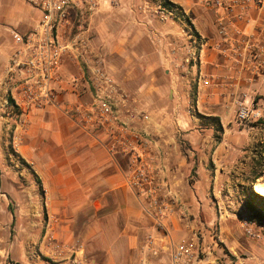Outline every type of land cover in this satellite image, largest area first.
Returning a JSON list of instances; mask_svg holds the SVG:
<instances>
[{
    "label": "crops",
    "instance_id": "crops-1",
    "mask_svg": "<svg viewBox=\"0 0 264 264\" xmlns=\"http://www.w3.org/2000/svg\"><path fill=\"white\" fill-rule=\"evenodd\" d=\"M169 1L184 11L186 24L163 23L133 11L136 1L107 0L83 34L90 52L103 60L127 92L130 108L146 115L136 125L148 134V157L173 208L163 234L127 185L129 157L110 152L103 132L86 129L70 117L68 106L89 105L92 99L82 69L70 57L63 62L62 80L53 86L55 105L30 110L21 126L9 115L4 117L12 33L37 27L42 14L23 0H0L4 16L0 28L9 35H0V168L8 166L1 157L11 144L12 132V145L42 192L39 196L31 188L32 200L11 211L2 197H15V184L2 188L5 179L17 177L18 170L14 163L0 170V264H49L33 253L34 216L44 210L33 201L37 196L45 202L51 235L63 245L79 242L88 264H172L171 247L189 244L200 250L193 231L210 225L218 227L219 240L232 254L242 250L248 254L245 264H264V246L245 238L239 223L247 213L253 217L252 225L263 226L249 208L247 196L252 183L261 179L256 155L248 158L255 167L252 178L246 180L239 172L241 154L257 141L262 143L264 127L241 123L236 117L241 106L264 103V70L254 75L244 53L236 57L230 53L231 45L217 34L214 11L204 4L208 0ZM257 21L258 15L250 10L246 20L234 23L249 35ZM187 25L206 42L199 67L190 74L177 73L170 65V54L179 56L187 46L183 33ZM197 72L201 83L193 87L190 81ZM73 79H77L74 84ZM190 103L192 115L187 111ZM197 114L219 119L222 132L203 124ZM208 157L216 167L213 176L206 171ZM230 167L236 172L228 174ZM210 194L216 200L211 204ZM17 217L24 219V238L9 239ZM149 235L155 238L151 249L146 246ZM205 248L201 246V251ZM38 251L50 254L44 241ZM53 259L55 264L70 263L65 256Z\"/></svg>",
    "mask_w": 264,
    "mask_h": 264
},
{
    "label": "built area",
    "instance_id": "built-area-1",
    "mask_svg": "<svg viewBox=\"0 0 264 264\" xmlns=\"http://www.w3.org/2000/svg\"><path fill=\"white\" fill-rule=\"evenodd\" d=\"M41 12L37 27L25 33H12L13 52L9 59L6 81L10 89L5 99V108L20 117L17 125L26 122L30 110H40L56 104L54 84L59 83L65 58L70 57L82 69L91 93L89 105H71L70 117L86 129L103 132L109 140L112 153L129 157L128 187L142 200L145 212L152 218L158 231L165 234V221L172 215L168 194L162 192L156 168L148 157L150 141L146 131L138 125L146 115L133 111L127 92L108 71L103 60L94 56L86 46L83 34L87 31L92 16L107 0H23ZM133 11L147 14L159 22H182L186 14L169 0H132ZM204 4L214 11L217 34L231 45L230 53L236 57L243 53L250 64V71L257 75L264 70V0H208ZM254 11L258 15L255 29L249 35L235 26V21L246 20V14ZM230 32L233 35H230ZM187 46L183 54H170V65L177 73L190 74L197 70L200 53L206 46L196 32L185 26ZM198 72L190 81L191 86L201 83ZM77 79H73V84ZM132 110V111H131ZM188 114L192 115L189 104ZM236 117L241 123L258 122L264 118L261 107L241 106ZM248 236L256 237L251 222H243ZM155 238L147 237V248L151 249ZM58 248V246H57ZM189 244L171 247L172 264H188L197 254ZM69 264H88L83 258H70ZM148 264V263H146Z\"/></svg>",
    "mask_w": 264,
    "mask_h": 264
},
{
    "label": "rangeland",
    "instance_id": "rangeland-1",
    "mask_svg": "<svg viewBox=\"0 0 264 264\" xmlns=\"http://www.w3.org/2000/svg\"><path fill=\"white\" fill-rule=\"evenodd\" d=\"M4 16L0 12V19H3ZM11 29H15L14 26H9ZM14 31H17L16 29ZM0 35L7 37V35L1 28H0ZM113 76V75H112ZM114 77V76H113ZM115 78V77H114ZM264 103L260 104L257 107L263 106ZM256 107V106H254ZM5 115L4 117H7V115L10 116V118L13 120L14 124L18 123L21 119L17 115H12L9 109L5 110ZM201 121V120H200ZM203 124L206 126H209V123H206L204 121H201ZM211 126V125H210ZM12 131V127H11ZM10 133V132H9ZM22 136L24 137V133L22 132ZM11 144L8 145L6 148L5 154L2 155L1 158L8 160L7 164L8 166H5L3 168L9 169V163H14L16 165V168L18 170L17 177L16 178H7L4 180V187L2 190H7L9 187V184H15V188L17 191V194H15V197L9 198V197H2L3 204L6 208L10 209L11 211H14L17 207H25L28 202L32 200L30 198V193L28 192L31 188H34V191L37 192V194L40 196L42 195V192L39 189V184L36 181V178L33 176V174L28 170L26 167V164L22 159L18 156L17 150L13 147L12 145V132L9 134V139ZM248 149L244 151L242 155V160L241 161V170L239 174L246 176V180H249L252 178V172L254 171L255 167H251L249 165L250 160L248 158H252L253 155H256L260 163L256 166V170L258 171L260 175V180L259 183L264 185V139H262V143L260 141H257V144L250 145L247 147ZM244 156V157H243ZM246 159V160H245ZM248 163V165H245ZM3 168H0L2 170ZM216 170L215 164L211 161V158L208 157L206 161V171H208L209 176L214 175V171ZM228 174L236 172L234 167H230L228 169ZM0 181H1V174H0ZM1 184V183H0ZM253 190V189H252ZM4 191H2L3 193ZM253 192L257 194L254 190ZM1 194V193H0ZM26 195V197H25ZM39 196H37L33 201L39 206H44V210H42L41 214L34 216L36 220L37 226L33 225V238L35 240V248H34V254L36 253L39 255V258H44L47 260L49 264H55L53 258H84L81 250H80V243L79 242H74L72 245H63L51 235L49 231V217L47 216L46 213V207H45V202L42 200ZM213 195L209 198V203H214L216 200L213 199ZM249 208L251 209L252 213L256 215L257 217L261 218V223L263 224L262 228L257 227L256 225H252L254 221L252 220L253 217L249 216L247 213H243L242 216L239 219L240 223V229H241V234L247 238L252 240L254 243H258V245L262 244L264 246V202H260L259 200H254L251 199L249 202ZM24 216V215H21ZM16 222L14 225L13 230L11 229V236H9V239H13L14 235L17 238H24L25 232V223L23 218H16ZM251 222V227L254 229L255 234L258 236L253 237V236H248L245 231H244V226L243 222ZM35 222V221H34ZM256 223V222H255ZM14 229L16 231H14ZM19 229H22L19 231ZM20 232L21 236L18 235ZM195 233V237L200 244V250L198 249L197 254H195V257L193 260H191L188 264H245L244 260L245 258H248V254L242 250L240 254H232L231 250H229L226 245L224 244L223 241L219 240L220 237V230L218 227L214 225H210L208 228H204L203 230H195L193 231ZM167 234V231L165 232ZM44 241L46 246L50 249V254L48 256L46 255H41L39 253V245L40 242ZM58 246V248H57ZM201 246L206 247V251H201ZM207 258H212V262H209L206 260Z\"/></svg>",
    "mask_w": 264,
    "mask_h": 264
},
{
    "label": "trees",
    "instance_id": "trees-1",
    "mask_svg": "<svg viewBox=\"0 0 264 264\" xmlns=\"http://www.w3.org/2000/svg\"><path fill=\"white\" fill-rule=\"evenodd\" d=\"M197 117L201 120V121H204L206 123H209V125H211L214 130L216 132H222V128H221V125H220V122H219V119L217 118H212V117H205V116H202L200 114H197ZM259 125L263 126L264 127V118L259 120L257 122ZM23 162V160H21ZM38 182V181H37ZM39 183V182H38ZM247 196L249 198V200L251 199H256V200H259L260 202H264V198L259 196L258 194H255L252 190V188H249L248 189V192H247Z\"/></svg>",
    "mask_w": 264,
    "mask_h": 264
},
{
    "label": "bare ground",
    "instance_id": "bare-ground-1",
    "mask_svg": "<svg viewBox=\"0 0 264 264\" xmlns=\"http://www.w3.org/2000/svg\"><path fill=\"white\" fill-rule=\"evenodd\" d=\"M251 188L261 197L264 198V185L256 182L255 185H251Z\"/></svg>",
    "mask_w": 264,
    "mask_h": 264
},
{
    "label": "water",
    "instance_id": "water-1",
    "mask_svg": "<svg viewBox=\"0 0 264 264\" xmlns=\"http://www.w3.org/2000/svg\"><path fill=\"white\" fill-rule=\"evenodd\" d=\"M252 185H255V183H252Z\"/></svg>",
    "mask_w": 264,
    "mask_h": 264
}]
</instances>
